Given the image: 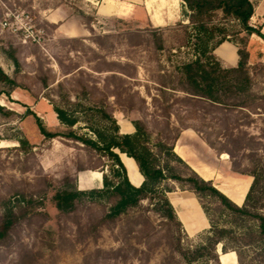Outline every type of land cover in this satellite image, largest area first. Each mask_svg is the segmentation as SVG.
Listing matches in <instances>:
<instances>
[{
	"label": "rangeland",
	"instance_id": "374dc122",
	"mask_svg": "<svg viewBox=\"0 0 264 264\" xmlns=\"http://www.w3.org/2000/svg\"><path fill=\"white\" fill-rule=\"evenodd\" d=\"M60 4H64L66 15L77 17L82 13L84 19L75 18L81 25L92 20L87 38H67L55 33L57 24L47 18L53 12L61 14V18L66 16L58 8ZM182 8L185 25L177 21L158 29L144 20L120 19L121 23H117L112 17L95 19L90 3L82 0H0V68L21 84L9 97L0 96V106L11 113L0 116V207L20 197L33 196L43 202L1 241L0 264H184L175 252L172 259L169 256L168 229L176 228L171 224L168 228V222L155 212L156 200H143L140 208L94 232L86 226L88 211L81 207L75 214L63 217L57 214L51 201L53 191L65 177L69 183L75 180L79 190L101 188L102 174L87 169L104 165L106 159L67 138L70 129L96 139L85 123L91 118L89 109L101 108L116 122L121 135L134 133L132 122L141 121L152 133L147 146L153 152L156 140L163 139L166 124L170 136L176 128L190 125L202 129L210 141L218 143V133L225 124L223 113L203 115L185 108L179 101L183 98L181 93L170 89L165 93L160 91L161 83L179 90L175 67L193 60L197 54L196 32L188 24L189 12L183 2ZM70 16L62 22L72 21ZM219 18L220 14L215 23L231 30ZM219 38L207 41V47L211 48ZM240 41L237 36L228 37L227 42L233 46H226L225 55L235 58L234 46H241ZM260 54L264 53L253 46L250 87L252 94L264 97V64L259 70L258 64L263 60L259 59ZM11 57L17 60V67ZM66 101L71 104L63 106L68 111L75 110L78 103L84 108L83 112L81 108L75 110L79 122L72 128L61 125L53 112V106ZM165 102L170 106L169 120L163 117ZM29 113L48 132L59 136L44 138ZM236 116L225 117L232 124ZM90 121H96V116ZM239 124H246L240 130L258 140L261 138L260 130L264 131V126L260 117L242 119ZM103 125L108 127L106 121ZM16 139L25 140V147H20ZM242 139L247 142L248 136ZM259 142L261 145L255 147L258 151L253 157L256 161L261 159L264 166V140ZM247 152L236 146L235 163L239 168L251 166ZM225 158L230 167L228 156ZM103 172H107L105 167ZM164 185L179 189L169 181ZM241 186L245 188L246 184ZM203 205L215 227H229L230 218L222 215L216 204L204 201ZM90 213L97 217L99 209L94 208ZM145 217L148 221H144ZM138 218L140 224L135 226L133 221ZM232 228L237 235L245 231ZM209 235L210 229L188 238L181 229L180 248L194 250L203 246ZM229 246L241 252L244 264H260L255 257L256 245L230 243ZM216 248L221 251V244Z\"/></svg>",
	"mask_w": 264,
	"mask_h": 264
},
{
	"label": "trees",
	"instance_id": "16d2710c",
	"mask_svg": "<svg viewBox=\"0 0 264 264\" xmlns=\"http://www.w3.org/2000/svg\"><path fill=\"white\" fill-rule=\"evenodd\" d=\"M184 3L189 12L188 24L196 32L194 59L175 67L179 90L169 88L161 83L160 91L167 90L179 92L183 95L179 101L183 106L189 107L204 114L223 113L225 124L222 132L218 133V143H213L205 135L202 129L186 125L176 128L172 132L169 125L165 126L163 139L158 138L155 143V152L148 146L147 141L151 132L146 125L137 120L132 122L134 133L119 134L116 122L108 116L101 108L89 109L90 119H86L87 128L93 133L96 139L85 135L75 134L69 129L67 138L81 144L83 147L92 150L98 156L106 159L104 165L89 168L87 170L98 171L102 174L101 188L79 190L75 180L69 183L68 178H64L61 184L53 191L51 197L52 204L57 214L68 217L75 214L81 207L88 211L86 226L88 230L94 232L98 228L109 225L119 220L130 211L140 208L143 200H156L155 212L167 221V227L175 226V230L168 229L170 258L175 252L184 264H220L216 253V246L221 244V253L233 252L238 264L242 262L241 252L238 249H231L229 244L240 246L256 245L258 252L255 255L260 264H264V166L261 159H254L260 146V140H264V131L260 130L261 138L256 139L240 128L246 124H239L242 119H249L252 116L260 117L264 126V97L251 93V68L249 67L253 45L250 43V36L256 35L264 42V36L257 28L249 25V19L253 14L255 0H180ZM60 4L58 8L66 15V11ZM79 16L66 15L67 18L84 19L82 13ZM220 14V22L229 25L231 30H227L215 23V18ZM114 22L121 23L122 20L113 18ZM92 20L84 21L82 24L91 31L89 27ZM135 34H140L135 32ZM237 36L241 39V46L236 47L238 65L233 68H222L213 55V50L218 44L228 41V37ZM220 36L218 42L211 48L207 47V41ZM259 70L264 64V54H260ZM13 64L17 67V60L11 57ZM15 74V73H14ZM21 84L15 76L6 75L0 68V96L9 97L16 89H20ZM162 92V93H163ZM166 101V98H164ZM70 104L69 101L53 106V112L59 123L67 128H72L79 122L75 116L76 109L84 108L81 104L74 105L75 110L68 111L63 108ZM163 107L164 118H170V106L165 102ZM71 105V104H70ZM73 105V104H72ZM71 112V113H70ZM11 115L0 106V116ZM236 114L232 124H229L226 115ZM33 116V114L29 113ZM96 116V121H90ZM40 134L47 139L55 138L59 135L48 132L33 116ZM104 121L107 125H103ZM181 120L177 119V124L181 125ZM103 125L99 129V125ZM190 128L198 133L206 145L217 155L226 154L230 161L231 172L238 175H245L252 178V182L243 200V204L238 207L220 193L208 181L202 180L192 171L179 157L173 153V145L182 129ZM233 132H236L233 133ZM222 133V134H221ZM248 136L247 142H243V137ZM223 138V139H222ZM20 147H25L26 141L16 139ZM219 144L220 147L216 148ZM236 146L242 151H248L246 156L251 162V166L243 169L235 163ZM25 150V148H23ZM125 154L133 159L135 165L143 177V182L139 187L130 184L125 167L121 163L118 155L114 152ZM254 154V155H253ZM253 157V158H252ZM264 161V158H263ZM107 172H103V168ZM172 182L180 190L193 193L200 204L210 223V235L205 239V244L194 250H182L179 245V231L181 224L178 222L174 210L169 204L166 193L173 191L172 186L164 185V182ZM204 201L213 202L223 215L230 218L229 227L217 228L210 217L209 212L203 205ZM43 202L39 198L20 197L15 202H6L0 207V243L13 230L17 223L30 218L36 207ZM99 209V215L93 217L91 210ZM37 215V214H36ZM43 215V214H38ZM144 221H148L145 217ZM148 223V222H147ZM136 226L140 224V219L133 221ZM143 224V223H142ZM169 224V225H168ZM148 227L146 224H143ZM232 227H239L245 230L237 235Z\"/></svg>",
	"mask_w": 264,
	"mask_h": 264
},
{
	"label": "crops",
	"instance_id": "0c3cea01",
	"mask_svg": "<svg viewBox=\"0 0 264 264\" xmlns=\"http://www.w3.org/2000/svg\"><path fill=\"white\" fill-rule=\"evenodd\" d=\"M90 3L93 8L95 19L99 18H118L123 20H144L145 24L152 27L163 29L170 24L180 21L181 24L187 23L186 17L182 16V2L180 0H82ZM61 14L53 12L48 16L50 23L57 24L55 33L62 37H88V30L77 20L63 21ZM249 25L257 28L264 36V0H255L253 14L249 19ZM93 28V25H91ZM250 43L258 47L264 53V42L256 35L250 36ZM232 45L225 41L219 44L214 50L213 55L217 58L222 68H233L238 65V56L225 55L226 46ZM233 46V45H232ZM235 52L236 48L234 46ZM252 55V53H251ZM251 58V57H250ZM231 61V64L229 63ZM133 132H127V135ZM121 163L125 167L130 184L139 187L143 182V177L139 173L133 159L126 157L125 154L115 150ZM173 153L179 157L192 171L202 180L208 181L234 205L240 207L247 194L252 182V178L245 175H238L231 172L226 155H216L209 148L202 137L194 130L182 129L173 145ZM243 183V184H241ZM246 184V187L241 185ZM245 190H241V189ZM167 200L174 210L181 229L188 238L208 231L210 223L198 203L195 195L189 191L175 189L166 193ZM217 255L221 262V257H227V264H237L233 252L221 253L216 248ZM229 254V255H228Z\"/></svg>",
	"mask_w": 264,
	"mask_h": 264
},
{
	"label": "bare ground",
	"instance_id": "6f19581e",
	"mask_svg": "<svg viewBox=\"0 0 264 264\" xmlns=\"http://www.w3.org/2000/svg\"><path fill=\"white\" fill-rule=\"evenodd\" d=\"M229 255V254H228ZM221 262H222V264H227V257H221Z\"/></svg>",
	"mask_w": 264,
	"mask_h": 264
},
{
	"label": "water",
	"instance_id": "95a60500",
	"mask_svg": "<svg viewBox=\"0 0 264 264\" xmlns=\"http://www.w3.org/2000/svg\"><path fill=\"white\" fill-rule=\"evenodd\" d=\"M116 153V152H115ZM117 154V153H116ZM216 253H217V251H216ZM218 261H220V259H219V257H218Z\"/></svg>",
	"mask_w": 264,
	"mask_h": 264
}]
</instances>
